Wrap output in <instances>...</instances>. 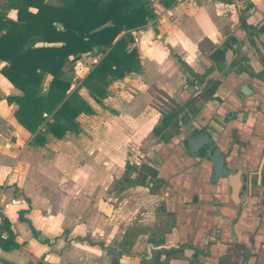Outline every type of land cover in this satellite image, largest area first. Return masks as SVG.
<instances>
[{
	"label": "crops",
	"instance_id": "crops-1",
	"mask_svg": "<svg viewBox=\"0 0 264 264\" xmlns=\"http://www.w3.org/2000/svg\"><path fill=\"white\" fill-rule=\"evenodd\" d=\"M173 1L169 8L154 1L156 20L131 33L137 72L114 81L99 103L79 90L93 114L77 118L78 131L35 140L15 121L16 106L0 100V206L7 234L0 238V264H264V180L246 161L256 150L237 146L229 155L223 149L218 103L197 100L191 113L192 100L182 97L181 107L173 102V124L159 136L152 132L171 111L153 108L149 87L171 95L200 90L209 55L238 33L241 21L230 2ZM101 57L96 51L81 56L78 67L88 65L83 78ZM168 78L173 85L163 87ZM0 92L5 98L19 93L2 75ZM248 123H231L242 131L236 141H246ZM184 132L190 134L182 138ZM145 142L153 144L144 165L156 177L144 174L145 186L125 189V166L133 152L144 155L138 146ZM134 192L143 199L129 206ZM101 200L112 205L108 216L98 211Z\"/></svg>",
	"mask_w": 264,
	"mask_h": 264
},
{
	"label": "trees",
	"instance_id": "trees-1",
	"mask_svg": "<svg viewBox=\"0 0 264 264\" xmlns=\"http://www.w3.org/2000/svg\"><path fill=\"white\" fill-rule=\"evenodd\" d=\"M0 75L19 93L7 96L14 104L17 124L35 140L46 134L62 139L78 131L77 118L93 111L80 95L84 88L97 103L114 82L140 69L133 31L143 29L157 16L153 2L165 8L173 0H0ZM7 11H14L10 19ZM38 44H41L38 46ZM96 51L102 57L71 89L65 78L67 63ZM182 66H185L181 62ZM49 80L42 87L44 78ZM195 77H197L195 75ZM202 79V78H201ZM218 82L206 91L211 97ZM176 111L162 114L153 127L159 136L173 124ZM44 128L43 131H41ZM141 174L156 177L146 165ZM145 178V177H144ZM134 185L145 186L134 180Z\"/></svg>",
	"mask_w": 264,
	"mask_h": 264
},
{
	"label": "flooded vegetation",
	"instance_id": "flooded-vegetation-1",
	"mask_svg": "<svg viewBox=\"0 0 264 264\" xmlns=\"http://www.w3.org/2000/svg\"><path fill=\"white\" fill-rule=\"evenodd\" d=\"M249 2L245 0L239 8L238 33L223 41L219 49L209 55L210 64L200 76L203 87L190 102L192 107L188 108L194 113V105L200 99L217 102L221 108L218 117L220 134L223 135L221 146L229 149V155L237 153L233 151L237 146L255 149L254 157L249 156L246 161L256 169L260 168L264 180V2L259 5ZM249 11L253 12L251 23L245 21ZM237 47H241L239 52ZM229 49L233 51L232 55L228 54ZM240 65L242 68L237 69ZM213 82H218L217 87L211 97H206L205 93ZM239 120L250 121L243 130L247 134L246 141H236L242 131L237 124L231 123ZM189 134L184 132L181 136ZM193 145L197 146L195 142Z\"/></svg>",
	"mask_w": 264,
	"mask_h": 264
},
{
	"label": "rangeland",
	"instance_id": "rangeland-1",
	"mask_svg": "<svg viewBox=\"0 0 264 264\" xmlns=\"http://www.w3.org/2000/svg\"><path fill=\"white\" fill-rule=\"evenodd\" d=\"M210 1L217 2L216 0H210ZM249 3H251V2H249ZM252 4L254 5V3H252ZM2 5H5V3L0 1V6H2ZM252 13L250 15H253ZM7 15H8V17L10 19L15 17L14 14L12 13V11H7ZM172 17H175V16H172ZM164 23H165L166 26H169L168 24L170 23V20H168V18L165 17ZM240 49H241V47H237L236 51L239 52ZM78 60L77 61L70 60L67 63V65L65 66V68H64V70H65V78L71 83L72 86H77L78 85V83L81 81V79L83 78V76L85 75V73L87 72V69H88L87 68L88 65H87L86 68L84 66L82 68H79L78 65H77ZM241 68H242V65H240L237 69H241ZM183 70H186V69L183 68ZM48 80H49V77L46 76L44 78L43 82H42V87L44 85H46ZM172 81H173V79H171V78H168L167 80H164L163 81V87L172 86L173 85V83H171ZM189 81L190 80L187 79L186 82H185L187 86L189 85ZM198 90L199 89L191 88L189 94H187V93H184L185 90L183 88H180L179 90H177V92H176L177 94L171 95V94H168L162 87H160V88L158 87L157 88L156 86H152L151 85L147 92H149L150 94H153V96H154L153 108L155 110H159V111L164 110L166 112H169V111H172V110L177 108V107L173 106V102H175L176 105L181 107L183 105V103H184L181 100V98L185 97L186 102H189V101H191L194 98L193 95H195ZM83 93H84L83 95L88 98L87 94L85 92H83ZM183 93H184V95H183ZM131 94L134 95L135 91L132 90ZM4 99H5L4 94H2L0 92V100H4ZM187 110L189 111V108H187ZM182 111L183 112L180 113L182 115H180V117H177L176 123H178L179 121H182V119L184 117L183 113L185 112L184 110H182ZM188 111H186V112H188ZM131 123H134V122H131ZM169 130L173 131V128L171 127V129H169ZM168 132H167V135H168ZM152 144H153V142L151 144H148V143L145 142V143H143L142 146H138L139 150L144 153L143 156H141V154H135L133 152V155H135V156L133 157V159L130 160L131 162H133L132 165L130 164V161H129L126 164V166H125V178H127L128 181L130 182L125 189L134 188V186H135L133 184L134 180H138V181L144 183L143 179H144L145 175L141 174V169H142V166L144 165V163L149 161L146 158V156H147L146 155V151L149 150L148 149L149 145H152ZM133 173H134V178H131ZM140 174H141V176H140ZM136 175H138V176H136ZM142 199L143 198H142L141 194H139L138 192H134L133 196H131V198L129 200V206H132V203L136 202V200H142ZM146 205L150 206L151 203L147 202Z\"/></svg>",
	"mask_w": 264,
	"mask_h": 264
},
{
	"label": "built area",
	"instance_id": "built-area-1",
	"mask_svg": "<svg viewBox=\"0 0 264 264\" xmlns=\"http://www.w3.org/2000/svg\"><path fill=\"white\" fill-rule=\"evenodd\" d=\"M219 2H230L231 6H234L236 8H240L241 4L245 1V0H216ZM3 227V215H2V208L0 206V238L2 240H7V234L2 230Z\"/></svg>",
	"mask_w": 264,
	"mask_h": 264
},
{
	"label": "water",
	"instance_id": "water-1",
	"mask_svg": "<svg viewBox=\"0 0 264 264\" xmlns=\"http://www.w3.org/2000/svg\"><path fill=\"white\" fill-rule=\"evenodd\" d=\"M262 36L264 37V34ZM228 54L229 55H232L233 54V51L229 49L228 50ZM221 170H222V172L224 174H227V171L228 170H226V169L225 170L224 169H221ZM234 191L236 192L235 189H234ZM235 192H234V194H235ZM111 209H112V205L110 203H108L107 201H104V200L99 201V203H98V211L100 213H102L103 215L108 216L110 214V212H111Z\"/></svg>",
	"mask_w": 264,
	"mask_h": 264
}]
</instances>
